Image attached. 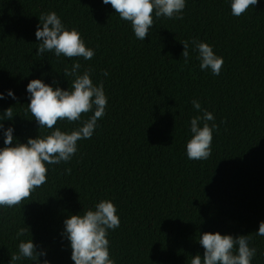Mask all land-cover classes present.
I'll return each mask as SVG.
<instances>
[{
  "label": "trees",
  "instance_id": "trees-1",
  "mask_svg": "<svg viewBox=\"0 0 264 264\" xmlns=\"http://www.w3.org/2000/svg\"><path fill=\"white\" fill-rule=\"evenodd\" d=\"M50 11L80 32L95 51L92 59L37 55L39 16ZM182 15L154 16L140 40L102 0H0V117L12 106L13 118L2 123L13 127V143L55 128L71 132L94 114L95 108L79 121L39 129L27 105L32 79L67 90L75 76L64 70L78 62V74L91 70L107 97L105 115L90 139L77 142L70 161L46 165L47 182L28 200L0 207V264H10L11 253L31 237L46 255L16 264H74L64 220L103 199L115 204L120 218L107 235L115 264H190L203 256L198 238L204 232L249 235L257 249L251 264H264V236L256 233L264 221V0L239 17L231 14V0H186ZM193 40L223 58L219 75L201 70ZM205 109L218 126L211 155L190 160L191 118ZM21 227L29 231L17 238Z\"/></svg>",
  "mask_w": 264,
  "mask_h": 264
},
{
  "label": "clouds",
  "instance_id": "clouds-1",
  "mask_svg": "<svg viewBox=\"0 0 264 264\" xmlns=\"http://www.w3.org/2000/svg\"><path fill=\"white\" fill-rule=\"evenodd\" d=\"M110 4L119 17L131 23L135 36L145 40L155 18L183 19L186 0H102ZM258 0H231V14L239 17L250 7L256 6ZM40 25L37 26L35 36L39 41L37 55L46 51L53 52L59 57H82L90 60L95 51L86 46L84 39L76 28L68 29L62 23L55 11L39 16ZM184 47L182 56L185 63L189 58V44L182 42ZM201 61V70L211 69L214 75H219L223 66V58L214 53L212 46L206 42L193 40ZM81 65L73 63L71 69L67 67L64 75L75 76L71 88L64 90L46 84L42 79H32L27 84L30 94L28 109L35 118L39 129H53L58 121L76 122L82 114L94 110V114L85 120L81 127L71 132L55 128L50 134L29 137L26 143H13V127L4 128L3 120H11L14 116L12 106L3 111L0 117V129L4 134V147L0 148V207L12 208L28 200L32 192L47 182L48 168L46 165L67 163L77 152V142L90 139L97 127L98 119L105 115L107 97L103 82L95 85L90 78V71L78 74ZM107 76L108 72L105 71ZM7 95L16 99L15 93L9 90ZM5 98L0 92V100ZM193 107L201 110L197 100L192 101ZM202 115L191 118L192 136L186 144L187 157L190 160H206L211 155L213 131L218 128L214 122L212 112L202 110ZM212 121L210 125L208 122ZM201 122L203 126L201 127ZM70 173L71 169H67ZM64 235L70 241L71 259L74 264H115L110 258L109 229H116L120 225L115 204L109 199L99 201L93 209H87L83 215L73 214L64 220ZM29 227L17 230V238L28 233ZM257 235L264 236V221L260 222ZM203 256L196 254L190 264H251L257 249L250 247L249 235H222L219 232H204L200 235ZM46 255L44 250L37 251L32 237L22 240L18 245V252L11 253L10 264H16L24 258L39 261L40 256ZM43 264H50L45 259Z\"/></svg>",
  "mask_w": 264,
  "mask_h": 264
}]
</instances>
